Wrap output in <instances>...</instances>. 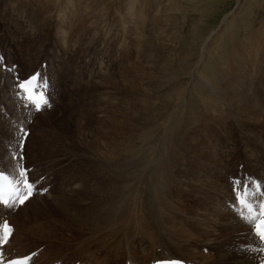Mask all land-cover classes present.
Returning a JSON list of instances; mask_svg holds the SVG:
<instances>
[{"label": "bare ground", "instance_id": "obj_1", "mask_svg": "<svg viewBox=\"0 0 264 264\" xmlns=\"http://www.w3.org/2000/svg\"><path fill=\"white\" fill-rule=\"evenodd\" d=\"M51 1L38 0V4L33 6L36 9L40 4L44 6L45 2ZM102 1L105 0H71L72 5L74 2L78 4L71 11L76 18V25L72 29L75 37L86 39L88 34L93 41L101 37L97 35H101L97 22L102 21L101 25L107 22V12H113L108 10L103 15L102 10V15L97 12L95 15L97 10L93 13L91 5L101 4ZM119 1L122 9L117 14L120 18L114 17L120 20L124 29L117 26L122 31L117 39L112 38V45L117 42L121 44L117 59L110 61L112 64L101 58L100 62L88 61L81 51L75 50L79 44L71 36L66 40L64 50L60 49L58 37L57 42L48 40V47L43 44L40 52L35 51L39 53V59L31 63L29 58L28 61L24 59V53L22 56L18 48L20 43L16 44V51L12 48L7 51L8 48L6 50L0 42V53L4 56V59H0V95L6 107H14L12 112L18 118L17 123L10 122L14 116L11 119L0 118V136L4 129V133L11 129L15 136L13 127L16 128V134L21 126L30 131L26 147L23 148L25 153L22 152V155L25 154L23 160L27 161L21 163L28 169L30 180L36 184V192L23 205L11 209L0 205V227L4 222L14 226L9 242L3 247L6 261L32 255L30 264H158L160 261L178 259L195 264H264V247L255 234L254 225L242 218L246 210L240 207L237 199L244 191L254 193L249 198L252 202L258 204L264 199V196L255 194L256 185H260V193H264V100L256 85L264 79V62L263 65H253L255 58L250 62L246 48V52H243L240 45L239 48L235 45L236 34L221 47L224 52H220L224 53L225 59L227 57V62L223 60V65L216 62V51H213L210 42L218 32H212L203 42L194 67H189L191 62L187 57L190 53L179 58V65L184 66L182 74H185L180 76V73L175 72L178 69L173 67L172 60H163V66L159 58L158 61L154 60L158 51L170 49L173 43L171 40V43L168 42L173 32L171 36L168 35L165 21L162 24L168 12L165 7L169 6L170 1L158 6L156 11L153 0L150 10L154 14L150 13L148 19L151 22L148 20L144 25L142 12L136 8L138 0ZM53 3L57 2L53 0ZM26 12L28 15L30 10ZM143 12L146 13L145 10ZM41 13L36 9L33 15L37 21L41 19L42 23ZM4 15L0 8V34L1 29L4 31L5 25L8 26ZM94 22L97 23L95 26ZM137 25L144 27L141 29ZM102 26L100 29L104 34L105 25ZM92 27L95 30L90 29ZM155 42L162 48L159 46L160 49H154ZM182 44L185 42L177 43V47ZM132 49L137 54L133 60ZM10 52H14L15 58ZM255 53L257 56L258 52ZM18 59L30 64L41 60L36 66L24 64L32 66L25 69L24 66L20 68L14 65L16 63H11ZM103 63L105 67H102ZM4 68L6 72L9 71L5 72L6 76L9 75L12 80L17 79L19 73L29 71L28 76L19 82L36 72L43 74L50 85L47 95L51 107L40 112H36L31 105L26 107L24 99L19 98V95L23 97V93L18 95V87L16 90L12 88L10 95H7L2 84L6 82ZM126 71L133 72L132 80L118 82ZM55 80L60 81L58 86L53 82ZM65 90L68 97L62 102L60 98ZM119 94L124 98L120 99ZM82 98L95 104L85 109L88 106L85 103V110L81 111L80 117H74L76 126L68 131L71 137L68 145L62 137V146L71 147L68 152L70 155L62 156L70 158H56L58 162L49 164L33 161L30 158V148H33L30 140L34 125L40 122L41 117L59 114ZM70 114L71 111L66 112L67 116ZM217 115L231 116L237 120L238 131L247 136L245 146L239 143L230 148L225 144L229 140L220 143L213 136L208 137L209 131L221 138H224V132L228 134ZM62 117L66 122L74 120ZM32 119L34 125L28 128ZM14 140L12 142L6 138L0 150V170L13 176L17 174V158L21 154L18 142L14 146L17 139ZM10 155L11 159H8ZM68 161L73 164V178L67 170L68 166H65L70 165L65 164ZM89 163L92 186L87 190L86 187L81 188L83 178L78 167H88ZM217 166L220 171H216ZM54 172L63 175V179H57ZM55 182H59L57 188L62 189L63 196L59 193L60 198H65L62 206H72L75 201L95 203L89 209L90 213L79 214L78 218L86 221L89 230L97 232L96 241L92 242L89 238V242H81L74 248L57 247L50 241L51 235L45 234L40 227L37 222L39 218H33L30 225L23 226L27 218H20L21 210L33 204L37 206L36 203L41 202V199L51 197ZM75 182H78L77 185ZM177 190L183 195L187 194L186 199L179 198ZM69 192L76 195L72 202L66 198ZM201 203L206 206V210L197 205ZM202 243L205 244L201 246ZM188 252L194 257L185 255Z\"/></svg>", "mask_w": 264, "mask_h": 264}, {"label": "rangeland", "instance_id": "obj_2", "mask_svg": "<svg viewBox=\"0 0 264 264\" xmlns=\"http://www.w3.org/2000/svg\"><path fill=\"white\" fill-rule=\"evenodd\" d=\"M54 1H56L57 3H53V0H52L51 2H45L44 6L42 4H40L36 8L39 12H42L41 13L42 23H41L40 22L41 19H40V21H37V19L33 15V13H35V11H36V9L33 5H37L38 0H34V1L33 0H3V1L0 0V8H2V13L5 14L4 15L5 22L8 24V26L5 25L4 31H3V29H1L2 34H0L2 36L0 38V42H2V45L4 46V48L6 50L8 48L7 51H9V48H12L13 50L16 51L15 48L18 47V46H16V44L19 45L18 43H20V46L18 48H20V51L22 52V56L24 53V56H25L24 59H27V61H28V58H29V62L31 63L32 60L35 61L36 59H39V57H38L39 53H37V52L41 51L43 44L45 45L44 47L47 48L49 45L48 43L50 41L57 42L56 39L58 37V39L60 41V45H59L60 49L64 50L65 45H66V40L67 39L69 40L70 36H71L79 44V45H77L74 42V45H77L78 47L80 46L79 48L76 47L75 50L76 51L79 50L78 52L81 51L88 61L94 60L95 62H100V60H105L108 64H112V63H110V61L113 58L116 60L118 57V54L120 52L119 49L121 50V44L119 42H117V43H115V45H112L113 41H114V39H117V37H119V32L122 31V30H119L118 27H121L122 29H124L122 24L120 23V20L117 19L116 17H114V15L119 17V15L117 14V11L119 13H121L122 8L119 7V6H121L120 1L119 0H117V1L105 0V1H102L101 4L96 3L94 5L93 4L91 5L92 7H94V8L91 7V10L93 13L95 10H97V11H95V15H97V14L102 15V13H101L102 10H103L102 12H104L103 15L106 14V12L108 10L109 11L112 10L114 12V13L111 12L110 14H108L109 12H107V14H106V15H108L107 22L105 21L102 24V25H105L103 28L106 30L104 34L102 33V31L100 29V26H102L101 25L102 21L97 22L98 24L96 23L97 28H98V32L101 33V35H99V34H97V35L101 36V37H97V39L94 40L95 42L93 41V38L89 37L88 34L86 35V39H83L81 37H75L74 34L72 33V29L76 25V18L74 15H72L71 11L73 10V8L76 7L77 3L74 2V5H72L71 0L70 1L54 0ZM167 1L168 0H155L154 1V9L157 11V7L158 6H164ZM169 1H170L169 6L167 5L165 7V8H168V12L166 13L167 19L164 18V20L162 21V24H164V21H165V24L167 25L165 30H166V32L168 30V35L171 36V33L173 32L172 33L173 36L170 37V39L168 40L169 43H171L170 40L173 41V43H171L172 44V46L170 48L171 50L168 48L169 50L168 49H166V50L162 49L163 51L160 50L161 52L160 51L157 52L158 54H157V56H155L156 58L154 60L156 61V59H157V61H158V58H159V61L161 62L160 63L161 66L164 65L163 60H165V59L172 60V62L174 63L173 67L175 69L176 68L178 69L175 72L180 73V76H185V74H182V72H184V70H183L184 66H180L178 63L179 58L185 56L187 53H190V54H188L189 56L187 57L188 61L191 62V66H189V67H194V65L196 64V62L199 59L200 49H201L203 42L209 36H211L212 32H218L215 35V37L213 38V40L210 42L213 51H216L215 52L216 55L214 56V59L216 62H218L222 65L224 64V61L227 59V57H226V59L223 57L224 53H221V52H224V51H222L221 47L224 45V43L232 35L236 34V40L234 43L237 46V48H239L241 46L240 49L242 48L243 52H246V50H247L246 54L248 55V53H249V58H251V59H249L250 62H252L255 58V60H254L255 64H254V61L252 62L253 65H260V63H261V65H263V62H264V60H263L264 59V0H169ZM152 2H153V0H138L136 2V8H139L140 11L142 12L141 17H143V18H141V19H142V21L144 20L143 25L145 24V22L148 23V20H149L148 17L150 15V13L154 14V11L150 10L153 7ZM47 3H49V4H47ZM98 4H100V6ZM47 5L49 7H47ZM77 6H78V4H77ZM46 8L48 9L47 11H46ZM59 8H61V9H59ZM100 8H101V10H100ZM42 9H43V11H41ZM164 9H162V10H164ZM26 10H30V13L28 15H27ZM91 10H88V11L91 13ZM144 10L146 11V13L143 12ZM96 12H97V14H96ZM50 15H52V16H50ZM68 15H69L70 19H68ZM234 15H235V17H234ZM161 16H162V14H161ZM169 17H170V20L168 21ZM31 19H33L35 22ZM38 22H40V23H38ZM170 22L172 23V25ZM37 23L40 25H37ZM173 23H175L177 25H173ZM35 24H36V26H34ZM96 24L94 22V26ZM224 24L226 26H224ZM143 25H137V27L141 26V29H142V27H144ZM169 25H171V26H169ZM44 26H45V28H44ZM106 26H107V29H106ZM146 27L147 26H145V28ZM147 28L150 29L151 27H147ZM90 29L95 30V27H92ZM34 31H36V32L38 31V32L37 33L35 32L36 33L35 34ZM40 31H41L42 35H39ZM142 33H145V31H142ZM43 36H45V37H43ZM112 38H114V39H112ZM10 39H13V40H10ZM40 39H41V41H40ZM30 40H31V42L35 41L34 45H33V42L32 43L30 42ZM48 40H50V41H48ZM47 41H48V43H47ZM179 42H185V44H182L180 47H177V43H179ZM29 44H30V46H29ZM27 45L29 48L27 47ZM82 45L84 46V48ZM242 45H244V47H242ZM153 46H154L153 47L154 49H160V47H161V45L158 44V42H155V44H153ZM25 47L28 50H30L29 51L30 53L27 52L28 50ZM31 47H33V48H31ZM248 47H249V49H248ZM88 48H90V49H88ZM245 48H246V50H245ZM250 48H251V50H250ZM253 48H255V49H253ZM258 49H259V51H258ZM242 50H239V51H242ZM35 51H37V52H35ZM87 51H88V53H87ZM218 51L219 52L221 51V52L219 53ZM254 51L258 52V54H257V56H259V59L257 58L258 60H256L257 56L255 55L256 53ZM25 52H27V53L25 54ZM107 52H108V54H107ZM10 53H11L10 55H12V57L14 56V58H15L14 52H10ZM259 53L261 56L259 55ZM15 54H16V52H15ZM28 54L31 55L32 57L29 56ZM61 54H62V52L59 53V55H61ZM161 54H162V56H161ZM131 55H132V57H131L132 60L136 58L137 54H136L134 49L131 50ZM168 56H170V57H168ZM120 57H122V55ZM0 59H4V56H1V53H0ZM23 60H19V59L16 61L13 60V62H11V63L12 64L16 63L14 65H18L20 68L22 66H24L25 69H28V68L32 67L33 65L34 66H36V64L38 65L40 62V60H37V62L35 64H30L29 62L26 63ZM220 60H221V62H220ZM256 61H257V63H256ZM225 62H227V61H225ZM11 63L9 62V64H11ZM24 64H27V65L30 64L32 66H25ZM104 65H106V64L103 63L102 67ZM85 68H86V66H85ZM3 71L5 73L7 71L6 68H4ZM127 71L122 73L124 76H122L118 80V82L132 80L133 72L128 73ZM28 72L29 71H25L22 74L19 73L16 76L18 78L15 80H12L9 75H8L9 77L6 76L7 75L6 73H9V71L6 72L5 73V77H6L5 81L6 82H4V81L2 82V84L5 85L4 87L6 88L5 93L7 95H10V91L12 90V88H14V90H16V87H17L16 85L18 84V81H19L18 79H22V78L28 76ZM156 72H158V71H156ZM100 73H98V74H100ZM53 82H55V85H57V86L60 84V81H58V80H55ZM12 84H13V86L11 87ZM256 85L259 88L258 91L261 92L260 95L262 96V100H264V79H262L261 82H257ZM112 91L114 92V87L112 88ZM67 94H68V92H66V90H65V92L61 95L60 101L65 102V100H67V97H68ZM114 94H115V92H114ZM94 96H96V95H94ZM118 96L120 99L124 98L123 95H121V94H119ZM19 98H21V97L19 96ZM130 101H131V99H130ZM141 102H142V100L139 101V103H141ZM85 103L88 104V106H86L85 109L87 107H90L91 105L95 104V102L90 103L85 98L84 99L82 98V99H78L73 104L72 107H67V108L61 110V112L59 113L60 115L56 114V115H52V117L51 116H46V117L43 116L40 118V122L37 123L36 125H34V119L30 120L28 128H30L32 125L35 126L32 128V130H33L32 135L33 136L31 137V140H30V145H33V148H30V158L33 159V161H37L39 163L49 164V163H53V162H58V161H56L57 160L56 158H58V160H64L68 157V156H62V155L68 154V152H70L71 147L64 148V146H62V142H63V139H65L66 144L68 145V141L71 138L68 131L73 130L74 126H76L77 120L74 117H77V118L80 117L81 111L85 110L84 109ZM6 106H7L6 102L3 100L2 96L0 95V118L1 119H2V117L3 118L6 117L7 119H11L14 116V114L12 112L14 107L11 106V109H10L9 105H8V107H6ZM8 109H10V111H7ZM68 111H71L70 116L66 115V112H68ZM57 115H59V116H57ZM62 116H66L67 119L69 118V119H74V120H70V121L66 122ZM217 118H218V120H220L221 124L227 129L228 134H226L224 132V138H221L217 133H212L209 131V133L207 134L208 137L213 136L220 143H225L227 140H229V142L231 144L229 142H227L225 144L230 148L234 144L238 145L239 143L243 146L246 145L247 136L238 131L237 120L234 117L217 115ZM16 120H18V118H16L14 116V119L11 120L10 122L11 123H17ZM81 121H83V120H81ZM69 123L72 124V126L69 125ZM9 127H10V125H9ZM11 127H13V126H11ZM4 130L2 132V135L0 136V150L3 147L4 140H6V138L11 139L12 142L14 139H17L16 142L14 143V146L17 145V142L19 140V137H17V134H16V128L15 127H13V129H12L15 136L11 133V129H10V131L8 130V132L6 130L5 133H4ZM224 131H225V129H224ZM27 132L30 134V131H27ZM54 135H56V136H54ZM28 137H29V135L26 138H28ZM39 137H40V139H39ZM62 137H63V139H62ZM60 138H61V140H60ZM9 142H11V141H9ZM42 142H44V143H42ZM196 142L198 143V141H196ZM200 143H201V138L199 139V145H201ZM24 147H26V145H24ZM55 149H56V151H55ZM48 150L50 152H48ZM27 154H28V152L26 153V156H27ZM68 155H70V154H68ZM68 158H70V157H68ZM8 159H11V155L9 156ZM219 162L220 163L222 162L221 159L219 160ZM27 163L30 164L29 160ZM65 164H70V165H65V166H68L67 170L69 171L71 178H73V175H72V165L73 164H72V162L70 163L68 161ZM78 169L81 171V176L83 178L81 188L86 187V189L89 190L90 187L92 186L90 183V179H91L90 163L88 164V167L79 166ZM70 170H71V172H70ZM216 171H220L219 166H217ZM54 173H55L54 174L55 177L56 178L58 177L57 179H63V177H64L63 175L58 174L56 172H54ZM76 183H78V182H75V184ZM75 184H73V185H75ZM57 185H59V182H55L53 195L50 194L51 197H45V198L40 200L41 202L36 203V205L38 204L37 205L38 208H37V206H35V204H33L35 207L32 205V207H30V208H26L24 210L23 209L21 210V212L19 213L20 218L21 219L27 218V220L23 226L26 227V226L30 225L32 223L33 218H37V219L39 218L37 220V222H39L40 227L42 228V230L44 231L45 234L51 235L50 241H52L54 243L53 245L57 246V247L74 248L78 244H80L81 242L82 243L84 241L89 242V238L91 239L92 242L96 241L97 239H96L95 233H97V232H94V230L93 231L89 230L88 229L89 225L86 223V221H80V219L78 218L79 214L80 215H87V213H90L89 209L92 208L95 203L93 201H90L87 204H82L81 202L75 201L72 206L64 207L61 204H62V200H64L65 198H60L61 196L59 195V193L60 194L62 193V189L57 188ZM193 193L197 194L196 191H194ZM61 195L63 196V194H61ZM186 195L187 194L183 195L181 192L178 191V197L179 198H182V199L185 198L186 199ZM75 196L76 195L71 193V192L66 193V198L68 199L67 200L68 202H72L73 198H75ZM214 199H215V196H214ZM55 201L56 202L58 201L57 204L55 203ZM41 203H43V204H41ZM51 204H52V206H50ZM197 205L200 208H202L203 210H206V206L203 203L197 204ZM189 206L192 207L191 204H189ZM62 207L64 208L63 210L60 209ZM41 208H42V210H41ZM54 209H55V211H54ZM64 210H66L65 211L66 213L64 212ZM42 211H44V212H42ZM203 227H205V226L203 225ZM50 243L48 242V244H50ZM225 243L226 242H224V244ZM203 244H205V243H202L200 245L202 246ZM230 245L231 244H227V246H230ZM58 253H62V252H58ZM187 254L189 255L190 253L188 252L185 255H187ZM190 255L193 256L192 254H190Z\"/></svg>", "mask_w": 264, "mask_h": 264}, {"label": "snow or ice", "instance_id": "obj_3", "mask_svg": "<svg viewBox=\"0 0 264 264\" xmlns=\"http://www.w3.org/2000/svg\"><path fill=\"white\" fill-rule=\"evenodd\" d=\"M18 95L23 93V99L25 106H34L36 112H40L45 108H50L51 103L49 101L47 92L50 87L48 79L41 73H35L30 78L19 82L17 85ZM29 133L23 126L20 127L17 136L18 147L21 154L17 158L15 176L7 175L4 172H0V205L6 206L11 209L18 205H23L28 201L36 192L35 182L29 179L28 170L21 163L24 159L22 152L24 148L25 138ZM260 185H256V193L264 196V193H260ZM254 193L244 191L239 194L237 199L240 207L245 211L242 213V218L247 222L254 225V231L257 237L264 242V199H261L258 204H253L250 201ZM13 229L7 222H4L0 227V245H6L10 237L12 236ZM33 259L32 256L26 255L20 259L10 260L8 264H29V261ZM158 264H181L177 260H164L158 262Z\"/></svg>", "mask_w": 264, "mask_h": 264}]
</instances>
